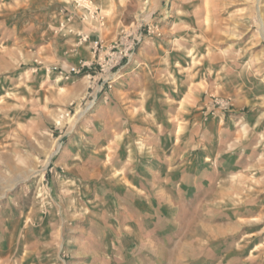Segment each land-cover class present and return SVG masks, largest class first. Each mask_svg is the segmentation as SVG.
Wrapping results in <instances>:
<instances>
[{
    "label": "rangeland",
    "instance_id": "374dc122",
    "mask_svg": "<svg viewBox=\"0 0 264 264\" xmlns=\"http://www.w3.org/2000/svg\"><path fill=\"white\" fill-rule=\"evenodd\" d=\"M50 2L25 0L18 10L0 5V56L17 47L15 38L2 36L1 22L34 23L40 39L48 29L42 13L56 7L70 14V26L60 31L57 18L58 30L45 34L53 52L75 54L85 44L91 59L80 54L67 64L35 58L20 65L33 55L17 52L0 61L6 65L0 71V220L24 214L34 217L31 224L55 225L56 264H264L263 157L243 176L213 182L204 196L186 189L180 197L175 185L156 179L144 181L147 191L136 181L133 191L119 173L162 174L167 159L146 144V134L133 132L138 127L113 132L116 125L145 124L130 119L113 95L123 73H144L160 108L161 88L163 96L172 94L195 66L210 77L196 105L202 117L242 114V139L264 153V0H111L102 9L96 0L92 8L79 7V0L66 7ZM215 75L227 85H217ZM175 104L169 101V109ZM168 149V160L176 161Z\"/></svg>",
    "mask_w": 264,
    "mask_h": 264
},
{
    "label": "crops",
    "instance_id": "0c3cea01",
    "mask_svg": "<svg viewBox=\"0 0 264 264\" xmlns=\"http://www.w3.org/2000/svg\"><path fill=\"white\" fill-rule=\"evenodd\" d=\"M24 1L0 0V5H6L8 9L18 10L24 8ZM66 1L51 0L50 3L55 6L57 2L62 3L59 5L66 7L64 4ZM68 1L70 4L71 0ZM110 1L96 0V3L102 9V4ZM15 5L16 7H14ZM45 10L42 13L44 15L43 19L46 20L48 26V29L44 32L45 34L49 30L54 31L53 29L55 28V31L58 30L54 26L57 24L58 19L62 24L60 31H63L65 26L67 28L70 26L69 22H67L70 14L57 13L56 7H49ZM1 23L7 28L5 32H2V36L8 38V40L15 38L17 47H13L14 51L12 52L2 53L0 61L8 54L17 52L33 55L31 59L25 58L20 65L24 62L26 63V61L31 62L35 58L44 65L57 60L67 64L68 61L73 60V56L80 57V54H83V58L91 59L90 46L88 47L85 44H83L81 52L57 55L53 52L54 42L50 35L46 37L43 34L40 39L34 36V33L36 34L38 31V27L34 26V23L26 26L22 23V19ZM78 23L81 29L80 33H82L84 25L79 21ZM38 25L40 24L38 23ZM39 28L41 29V27ZM144 63L146 64L145 61ZM5 66L0 63L1 73ZM188 69L187 84L178 82L176 87H173L172 94L164 93V96L161 88V100L164 105H161L160 108H156L155 101H153L156 94L149 91L148 79L144 73L137 76L138 72L132 74L128 70L122 74L124 78L118 82V90L116 88L115 92H117L113 94L114 97L116 95L117 99H121L120 102L124 105V109H126L125 111L130 119H134L133 121L138 120L139 122L141 120L140 123H142L144 118L145 124L140 126L129 125L130 127L127 125H116V131L113 132L130 133L129 129L132 126L138 127L133 132L139 131L146 134L144 140L146 144L151 145L158 156L160 155L159 151H163V158L167 159L165 162H160L166 168L165 173L162 174L153 172L151 169L141 174H134L132 168L119 173L121 180L127 183L130 186L128 188L133 191L139 190L136 187V181H143V190L147 191L148 188L145 187L144 181L156 179L164 180L168 186L175 185L180 197L186 196V191L188 193V190L189 192L192 191L191 194L193 196L200 197L214 187L213 184L215 183L213 182L225 181L234 176H243L247 169L258 165L262 157L264 159V153L258 155L253 152V149L257 146L256 143H252L250 138H246V136H243L245 140L242 139V128L238 125L242 122V114L219 113L217 117H202L196 105L200 99V87L207 85L210 77H202L199 69L195 66H190ZM41 71L44 72L43 69ZM48 74L51 76L50 72ZM222 77V75H215L212 79L217 82V85H227L228 80ZM50 78L47 81H50ZM160 82L161 80L158 81V83ZM79 83H85V80L80 78ZM127 97L132 99L127 100ZM103 98L107 101L109 94L106 92ZM169 101L176 103L174 109H169ZM261 121L262 119H257L255 125ZM260 135L262 138L264 137L263 133ZM147 137L155 138V142H152L153 140ZM242 143H244L246 149L241 147ZM129 148L131 151V147ZM168 148L174 150L172 158H175L176 161L168 160L170 159L167 153ZM240 150H242V153L239 152ZM244 153L246 154L244 155ZM144 158L145 162L151 159L148 154ZM128 163H131L130 159ZM172 166H175V172H170V170L172 171ZM261 167L262 169L264 168L263 165ZM140 190L142 191V189ZM250 209L252 210V208ZM21 217L15 220L12 218L0 220V264H56L54 262L59 258L55 252V246L57 245L56 226L47 222L42 225L31 224V219L34 217L24 214ZM53 226L55 228L52 229ZM208 228L213 229L210 226ZM194 235L199 238L200 242L202 241L201 232L197 231Z\"/></svg>",
    "mask_w": 264,
    "mask_h": 264
},
{
    "label": "built area",
    "instance_id": "2783aa9c",
    "mask_svg": "<svg viewBox=\"0 0 264 264\" xmlns=\"http://www.w3.org/2000/svg\"><path fill=\"white\" fill-rule=\"evenodd\" d=\"M79 1H80V2H78V4L80 5L79 7H82V8L86 7V5L89 2H92V0H90V1L84 0L83 2H82V0H79Z\"/></svg>",
    "mask_w": 264,
    "mask_h": 264
},
{
    "label": "bare ground",
    "instance_id": "6f19581e",
    "mask_svg": "<svg viewBox=\"0 0 264 264\" xmlns=\"http://www.w3.org/2000/svg\"><path fill=\"white\" fill-rule=\"evenodd\" d=\"M92 2H93V0H92ZM92 2H89L88 3V7H91L90 5H92ZM92 8V7H91Z\"/></svg>",
    "mask_w": 264,
    "mask_h": 264
}]
</instances>
